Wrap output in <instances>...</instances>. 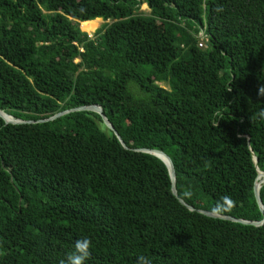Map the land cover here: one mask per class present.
<instances>
[{"label": "trees", "instance_id": "16d2710c", "mask_svg": "<svg viewBox=\"0 0 264 264\" xmlns=\"http://www.w3.org/2000/svg\"><path fill=\"white\" fill-rule=\"evenodd\" d=\"M261 84L264 0H0V264H264Z\"/></svg>", "mask_w": 264, "mask_h": 264}, {"label": "water", "instance_id": "95a60500", "mask_svg": "<svg viewBox=\"0 0 264 264\" xmlns=\"http://www.w3.org/2000/svg\"><path fill=\"white\" fill-rule=\"evenodd\" d=\"M74 111H92V112H96L98 114L101 115L104 124L111 129L119 138V140L121 141V143L123 144V146L125 148H127V146L125 145V143L122 141L121 137L118 135L117 131L114 129L113 125L111 124V122L108 120V118L105 116L104 112H103V108L100 105H88V106H82V107H78L75 109H71V110H66L60 113H57L56 115L52 116L49 119H45V120H41L40 122H45L48 120H55L67 113L70 112H74ZM0 117L5 121V123H12V124H21V123H32V121H23V120H17V119H13L11 116L7 115L6 113H4L1 109H0ZM8 117L12 118V119H8ZM135 151H139V152H144V153H148V154H152L157 156L158 158H160L168 167L169 172H170V176H171V181H172V193L179 199V201L186 206L187 208H189L190 210L194 211L195 208L191 205H189L188 203H186L182 198L178 197V192H177V188H176V171H175V166L174 163L172 161V159L170 158V156L168 154H166L165 152L161 151V150H155V149H135ZM255 162L257 164L258 159L255 158ZM263 176V179L261 182H258L260 176ZM264 182V172L263 171H259V175L257 177V181L255 184V198L256 201L260 207V209L262 211H264V205L261 201L260 198V189L262 186V183ZM200 213L210 216V217H215V218H221V219H225V220H230V221H234V222H239V223H243V224H252L255 226H259L261 225L264 221H247V220H242V219H237L235 217L232 216H228V215H221L219 213L216 212H211V211H207V210H198Z\"/></svg>", "mask_w": 264, "mask_h": 264}, {"label": "clouds", "instance_id": "9594fccd", "mask_svg": "<svg viewBox=\"0 0 264 264\" xmlns=\"http://www.w3.org/2000/svg\"><path fill=\"white\" fill-rule=\"evenodd\" d=\"M229 91H231V89ZM257 95L259 97H264V84L258 86ZM258 118L264 119V108L252 113L249 117L251 122L256 121ZM223 199H230V197L222 198V200ZM91 252V239L86 236L80 237L74 242L72 249L66 253L65 257L60 261V264H86L88 259L91 257ZM136 264H153V262L148 256L140 254L136 257Z\"/></svg>", "mask_w": 264, "mask_h": 264}, {"label": "rangeland", "instance_id": "374dc122", "mask_svg": "<svg viewBox=\"0 0 264 264\" xmlns=\"http://www.w3.org/2000/svg\"><path fill=\"white\" fill-rule=\"evenodd\" d=\"M140 11L147 13V12H150V9L148 8L147 5H142ZM104 25H105V22L101 20V22L97 25L96 29H94L92 32H87V31L86 32L92 36L96 32V30H98L100 27H102ZM81 28H82V24H81ZM201 43H204V41H202ZM161 85L166 86L164 83L163 84L161 83ZM166 88H167V86H166Z\"/></svg>", "mask_w": 264, "mask_h": 264}, {"label": "bare ground", "instance_id": "6f19581e", "mask_svg": "<svg viewBox=\"0 0 264 264\" xmlns=\"http://www.w3.org/2000/svg\"><path fill=\"white\" fill-rule=\"evenodd\" d=\"M8 119H12V118L8 117ZM262 179H263V176L261 175L260 178H259V180H258V182H261Z\"/></svg>", "mask_w": 264, "mask_h": 264}, {"label": "crops", "instance_id": "0c3cea01", "mask_svg": "<svg viewBox=\"0 0 264 264\" xmlns=\"http://www.w3.org/2000/svg\"><path fill=\"white\" fill-rule=\"evenodd\" d=\"M103 21V20H102Z\"/></svg>", "mask_w": 264, "mask_h": 264}]
</instances>
